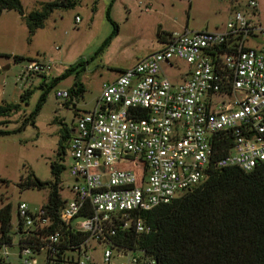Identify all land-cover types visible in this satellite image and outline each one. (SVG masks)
<instances>
[{"label":"built area","instance_id":"built-area-1","mask_svg":"<svg viewBox=\"0 0 264 264\" xmlns=\"http://www.w3.org/2000/svg\"><path fill=\"white\" fill-rule=\"evenodd\" d=\"M247 7L258 12L259 0H248ZM263 35L261 24L236 11L223 30L173 34L158 51L105 84L95 109L77 112L67 146L73 198L60 210L63 224L89 239L64 254L59 231L42 238L43 245L27 243L28 235L51 222L43 209L34 214L20 203V264H38L41 254L45 264H89L93 241L104 246L102 264H156L144 252L116 248L107 236L114 237L117 228L149 233L139 214L171 203L205 182L213 169L250 172L264 165V43L247 46ZM178 61L187 69L174 65ZM168 69L178 70V83ZM52 72V63L32 60L19 79ZM70 96L68 90L56 92L61 100ZM230 136L233 145L225 153L218 144ZM142 164L147 172L140 182L135 168ZM8 248L0 244L5 264Z\"/></svg>","mask_w":264,"mask_h":264},{"label":"rangeland","instance_id":"rangeland-1","mask_svg":"<svg viewBox=\"0 0 264 264\" xmlns=\"http://www.w3.org/2000/svg\"><path fill=\"white\" fill-rule=\"evenodd\" d=\"M20 1L24 15L6 10L0 17V105H20V111L12 117H0V123L7 121L0 129L9 132L0 136V209L9 203L12 205L13 246L8 248L10 256L7 260L10 264H20L19 204L26 203L35 214L48 203L50 194L48 188L22 191L19 187L22 179L34 175L54 183L52 163L60 162L65 166L60 175L62 197L64 200L73 198L71 160L68 144L62 136L65 129L73 125L74 105L78 112L93 111L105 84L115 81L121 71L133 67L160 47L156 41L159 33H184L188 22L198 27L188 28L189 31L222 28L237 10L264 27V0H259L260 16L248 11V0H195L193 11L192 0H116L114 3L113 0H98L97 3L96 0H81L75 8L54 11L44 28L37 29L31 37L27 17L41 10L43 4L55 0ZM109 10L119 31L100 51L114 31V25L108 19ZM77 17L80 23L76 22ZM263 43L264 35L249 40L247 46L257 48ZM18 57L23 60L17 62ZM32 60L52 63L53 72L48 77L20 80L24 68ZM174 65L183 70L188 67L179 61ZM74 67L77 68L68 77L62 78ZM167 73L171 81L178 83V70L168 69ZM76 82L83 84L85 92L74 99V104L56 97L57 91H69ZM28 89L31 95L24 101L21 97ZM44 94L47 100L37 113L35 124L21 129L24 120L38 108ZM62 147L66 148V153L60 156ZM89 249V264H102L104 246L93 241ZM72 256L79 258L77 254ZM2 257L0 252V264H5ZM37 259L38 264H45L46 255L41 254ZM81 259L85 260L83 256Z\"/></svg>","mask_w":264,"mask_h":264},{"label":"trees","instance_id":"trees-1","mask_svg":"<svg viewBox=\"0 0 264 264\" xmlns=\"http://www.w3.org/2000/svg\"><path fill=\"white\" fill-rule=\"evenodd\" d=\"M80 1L55 0L43 4L41 10L30 13L27 23L31 37L37 29L44 28L46 20L54 11L75 8ZM6 10H15L24 15L20 0H0V17ZM109 12L110 10L108 19L114 25V31L100 51L110 44L119 31ZM22 60L16 58L17 62ZM76 68L68 70L62 78L68 77ZM69 92L71 96L68 102L74 104V99L83 96L85 89L82 83L76 82ZM30 95L31 90L28 89L21 98L25 101ZM46 100L44 94L38 108L24 120L21 129L35 124L36 115ZM19 111V104L0 105V117L3 119H8ZM6 122L3 121L0 125ZM6 134L9 132L0 129V136ZM62 137L68 144L72 135L65 129ZM232 139L234 138L230 136L220 141L219 149L228 152L233 145ZM65 149L62 147L60 156L65 155ZM61 160L63 161L62 157ZM64 169L65 166L60 162L52 163L54 183L30 175L19 184L22 191L50 189L49 201L42 209L51 223L38 233L28 235L27 243L43 245L42 238L59 231L63 239L62 254L79 250L89 239L88 234L77 232L60 220V210L65 204L60 186V175ZM135 171L139 181L143 182L147 172L146 165L142 164ZM139 216L150 227V232L138 234L134 229L117 228L114 237L107 236L113 246L126 252H144L156 264H264V165H259L250 172L235 167L213 169L205 182L180 194L171 203L141 212ZM19 227L20 232L22 226ZM11 233L12 205L9 203L0 209V244L13 246ZM21 243L23 240L20 245Z\"/></svg>","mask_w":264,"mask_h":264},{"label":"crops","instance_id":"crops-1","mask_svg":"<svg viewBox=\"0 0 264 264\" xmlns=\"http://www.w3.org/2000/svg\"><path fill=\"white\" fill-rule=\"evenodd\" d=\"M194 2H195V0H192V2H191V9H192V11L194 10V9H196V4H194ZM195 5V6H194ZM238 11V10H237ZM249 11V10H248ZM253 15H259L260 16V12H259V8H258V12H255V13H253ZM229 22V21H228ZM227 22V23H228ZM226 26V25H225ZM225 26L224 27H222V28H216L215 30H210V29H206V30H200V31H217V30H223L224 28H225ZM188 28H192V30H194V29H198V27H196L195 25H193V24H190L189 22H188V24L186 25V31H189L188 30ZM201 28H203V27H201ZM205 28H207V27H205ZM209 28V27H208ZM185 31V32H186ZM191 32H196V31H191ZM198 32V31H197ZM166 34H168V35H170L171 33H159L158 35H157V43H158V45L160 44V47L157 49V50H155L154 52H156V51H158L162 46H163V44L164 43H166L167 42V40H168V38L170 37V36H166ZM171 35H173V34H171ZM154 44V43H153ZM154 52H152V53H150V54H153ZM150 54H148L147 56H149ZM146 56V57H147ZM121 72H123V71H121ZM120 72V73H121ZM116 80H117V78H116ZM115 80V81H116ZM114 82V81H113ZM73 110H74V116H76L77 115V112H76V110H77V106H76V108H74V106H73ZM18 254H19V252H18ZM18 257H19V255H18ZM20 260V259H19ZM10 264V263H9Z\"/></svg>","mask_w":264,"mask_h":264},{"label":"flooded vegetation","instance_id":"flooded-vegetation-1","mask_svg":"<svg viewBox=\"0 0 264 264\" xmlns=\"http://www.w3.org/2000/svg\"><path fill=\"white\" fill-rule=\"evenodd\" d=\"M74 124H75V119H74V121H73V125H72V127H71V128H68V130L70 131V134H71V135L73 134V132H74V130H75Z\"/></svg>","mask_w":264,"mask_h":264},{"label":"water","instance_id":"water-1","mask_svg":"<svg viewBox=\"0 0 264 264\" xmlns=\"http://www.w3.org/2000/svg\"><path fill=\"white\" fill-rule=\"evenodd\" d=\"M74 108H76V106L74 105ZM75 118H76V116H75Z\"/></svg>","mask_w":264,"mask_h":264}]
</instances>
